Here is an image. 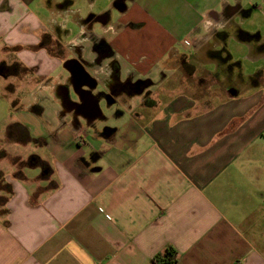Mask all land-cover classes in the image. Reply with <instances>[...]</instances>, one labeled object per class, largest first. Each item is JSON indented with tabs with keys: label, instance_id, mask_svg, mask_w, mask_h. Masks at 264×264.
<instances>
[{
	"label": "crops",
	"instance_id": "crops-1",
	"mask_svg": "<svg viewBox=\"0 0 264 264\" xmlns=\"http://www.w3.org/2000/svg\"><path fill=\"white\" fill-rule=\"evenodd\" d=\"M128 1L113 3L122 30L112 39L96 35L75 2L0 0V77L17 98L35 91L33 106L14 107L29 116L6 133L17 126L30 138L23 147L49 153H31L28 163L41 166L27 180L5 174L0 264H153L168 248L176 264H264V70L244 78L216 57L222 45L206 48L216 33L252 35L234 28L250 17L249 0H203L202 11L179 0L183 17L196 18L183 30L157 18L176 12L153 16ZM72 18L84 31L60 54L51 44L68 40ZM258 40L241 42L257 62ZM68 62L92 64L96 87L75 81ZM66 84L82 109L62 106ZM105 112L124 123L110 126ZM37 176L51 186L36 195Z\"/></svg>",
	"mask_w": 264,
	"mask_h": 264
},
{
	"label": "rangeland",
	"instance_id": "rangeland-1",
	"mask_svg": "<svg viewBox=\"0 0 264 264\" xmlns=\"http://www.w3.org/2000/svg\"><path fill=\"white\" fill-rule=\"evenodd\" d=\"M66 1L75 2L76 9L80 12V9L77 8L78 5H84L87 6V11L84 13V15H81V18L90 24L91 28H94L93 32L96 35L104 37L101 33H98L96 31L97 25H100L103 27V23L99 17L106 15L111 18L112 22H117L120 17V13L117 7L113 6V3L115 0H59L58 4H62ZM136 4L140 5L144 8L147 12H150L153 16H158L163 12H176L178 15L175 17H171L169 19H161L162 17H157L160 21L167 24L176 23L179 24L180 28L186 29L188 27H191L195 21L196 18L192 17H183L182 13V3L179 0H136ZM189 4L194 6L195 9L198 8V10L202 11L204 9V2L203 0H186ZM247 2L245 10L247 12H250V17H244L243 15L240 16L237 21L235 22L234 28L238 26V28H241V30H244L246 32L251 33L252 35L257 34L262 43H264V2H252V1H245ZM130 1L124 0V4L129 5ZM244 4V3H243ZM41 17L45 20L50 14L44 9H40ZM174 13H172L173 15ZM74 17V16H73ZM71 24L76 25L77 27H80V25L74 21V18H72ZM166 24V26H167ZM69 30H71L69 28ZM236 29L233 30V32L230 31L229 35H227L224 40V36L222 33H217L215 36L211 37L212 43L209 42V45L206 47L207 49L214 52V50L218 49L219 46L222 45L218 53H214L216 57L221 58L223 61V57L225 58V53L223 54L222 50L224 47L226 48L227 52L231 55L233 63H228V68L230 71H235L237 73H242V77H247L250 75L256 74L259 70H264V59L257 61H254L249 57V46L247 44H242L239 42L235 36ZM229 32V31H228ZM222 34V35H221ZM220 37V39H218ZM48 39L44 40V43L47 45ZM258 39H255L253 41H249L251 43L258 42ZM223 43V44H221ZM51 46L55 48L57 52L60 54L64 53V51L68 50V45L65 40H62V38H59L58 40L54 41ZM264 48V46H263ZM209 56V54H207ZM205 58V57H204ZM236 63L239 65H236ZM241 66V67H237ZM208 67H211L208 66ZM59 69H56L55 72L57 73ZM28 72L26 70L22 71L19 75V78H22L23 76H26ZM22 75V76H21ZM67 82V81H66ZM8 83L5 79L0 77V215H5L6 211L3 208V203L5 202L7 198V194L9 192V189L7 188L8 185L5 182V174H9L11 171L16 175V177L23 178L24 180H27L26 176L29 174V169L34 168L36 171H39L40 169H37L41 166L40 162H34L29 164L28 158L31 156V153L40 152L45 157L49 156V153L44 148L40 147L35 149L33 145H29L26 147L25 144L21 141V130H19L17 127H13L11 130V134L8 136L6 133L7 127L11 124V122H15L20 120L21 116H29L27 112L20 111L17 113V111L14 110L15 108L26 106L27 104L31 103L30 105L33 106V100H34V93L33 88L26 87L21 94L20 98H17V96H14L11 94L6 88ZM18 84V82H17ZM12 87V88H11ZM10 89H14L13 86H11ZM39 98H41L40 95H38ZM43 99V97L41 98ZM52 100V99H51ZM20 101V102H19ZM46 104L51 105V101L48 99H44ZM19 102V104H18ZM18 104V105H16ZM48 105V106H50ZM23 115H22V114ZM110 115V126H121L124 121L118 120L114 113L106 114L105 116ZM44 125L41 126L42 132L45 131ZM53 136V135H52ZM35 146H41V144H38ZM36 150V151H35ZM35 183L36 187V195L42 192L43 190L49 188L51 184L48 182H45V180L40 176L35 177L32 180H29Z\"/></svg>",
	"mask_w": 264,
	"mask_h": 264
},
{
	"label": "trees",
	"instance_id": "trees-1",
	"mask_svg": "<svg viewBox=\"0 0 264 264\" xmlns=\"http://www.w3.org/2000/svg\"><path fill=\"white\" fill-rule=\"evenodd\" d=\"M223 34V33H222ZM221 34V35H222ZM224 36V40L225 38H227L226 34H223ZM258 35H250V34H246V33H240L239 34V40L241 42H249V41H253L255 39H258ZM223 54L225 53V58L223 59L224 62H231L232 61V57L231 55L227 52L226 48L224 47V49L222 50ZM236 65H239V63ZM14 125L10 126L8 128L7 131V135L9 136L11 134V130L13 129ZM17 127V126H15ZM22 141H28L30 138L27 134L22 135L21 137ZM153 264H176L178 261V253L173 249V248H168L164 253L162 254H158L153 258Z\"/></svg>",
	"mask_w": 264,
	"mask_h": 264
},
{
	"label": "clouds",
	"instance_id": "clouds-1",
	"mask_svg": "<svg viewBox=\"0 0 264 264\" xmlns=\"http://www.w3.org/2000/svg\"><path fill=\"white\" fill-rule=\"evenodd\" d=\"M77 8L80 9L82 16L87 11V6H84V5H78ZM205 16H206V12L203 13L202 33H206L208 26L211 25V21L205 19ZM116 25H118V24L113 23V22H110L105 27H101L100 25H97L96 31L98 33H101L104 36H108L110 34V38L114 39L120 34V31L122 30L121 28L119 30H117ZM62 26H65V25H62ZM66 26L68 28H70L72 31V35L68 38L66 43H77L76 37L84 31V28L83 27H77L76 25L71 24V23H66ZM217 27H219V26H217ZM103 75H107V74H103Z\"/></svg>",
	"mask_w": 264,
	"mask_h": 264
},
{
	"label": "water",
	"instance_id": "water-1",
	"mask_svg": "<svg viewBox=\"0 0 264 264\" xmlns=\"http://www.w3.org/2000/svg\"><path fill=\"white\" fill-rule=\"evenodd\" d=\"M77 64H75L76 66H72L73 62H68L64 65V68H68L69 72L72 76V78L79 82V80H85L86 82H92L93 83V88L96 87V81L89 75V73L85 70L84 66L82 65V63L80 62H75ZM82 88V86L80 84H78L76 87H74V93L76 95H80L79 89ZM232 93L236 96V92L232 91ZM66 97L70 102H73L70 98V91H67L66 93ZM95 105V104H93ZM95 109L96 112L100 115H102L100 113V109L99 106L96 104L95 105Z\"/></svg>",
	"mask_w": 264,
	"mask_h": 264
},
{
	"label": "flooded vegetation",
	"instance_id": "flooded-vegetation-1",
	"mask_svg": "<svg viewBox=\"0 0 264 264\" xmlns=\"http://www.w3.org/2000/svg\"><path fill=\"white\" fill-rule=\"evenodd\" d=\"M230 12H233L234 10H228ZM82 65L84 66L85 70L88 71V68H91L92 67V64L90 63H86V62H83ZM68 82V81H67ZM117 84V86H113L111 88H114V90L118 89L120 87L121 90H126L128 88V86H126L127 84H122L121 86ZM64 87H60L59 88V92H58V95H59V98L62 102V106L66 109V110H79V109H82L83 106H81V104H76L74 102H70L67 97H66V93L67 91H70V87L68 86V84L66 85H63ZM114 90H112V92H114ZM97 116L101 117L102 118V115L96 113Z\"/></svg>",
	"mask_w": 264,
	"mask_h": 264
}]
</instances>
